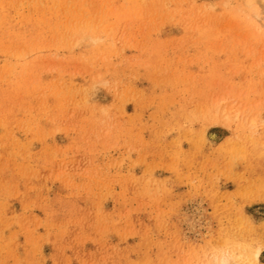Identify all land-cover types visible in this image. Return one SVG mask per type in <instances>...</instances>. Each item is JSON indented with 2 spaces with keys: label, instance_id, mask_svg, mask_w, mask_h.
Returning <instances> with one entry per match:
<instances>
[{
  "label": "rangeland",
  "instance_id": "obj_1",
  "mask_svg": "<svg viewBox=\"0 0 264 264\" xmlns=\"http://www.w3.org/2000/svg\"><path fill=\"white\" fill-rule=\"evenodd\" d=\"M263 7L0 0V264H264Z\"/></svg>",
  "mask_w": 264,
  "mask_h": 264
},
{
  "label": "bare ground",
  "instance_id": "obj_2",
  "mask_svg": "<svg viewBox=\"0 0 264 264\" xmlns=\"http://www.w3.org/2000/svg\"><path fill=\"white\" fill-rule=\"evenodd\" d=\"M247 2H251L254 0H246ZM261 2L264 3V0H260ZM259 23L257 24V27H262L264 28V7H263V16H257ZM260 253V248L257 247L254 252L253 256L254 258H257ZM234 252H222L219 256L213 259L212 264H235L234 262Z\"/></svg>",
  "mask_w": 264,
  "mask_h": 264
}]
</instances>
